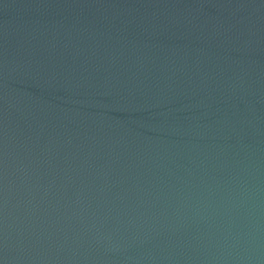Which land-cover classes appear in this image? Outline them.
<instances>
[{"label": "water", "instance_id": "water-1", "mask_svg": "<svg viewBox=\"0 0 264 264\" xmlns=\"http://www.w3.org/2000/svg\"><path fill=\"white\" fill-rule=\"evenodd\" d=\"M0 264H264V0H0Z\"/></svg>", "mask_w": 264, "mask_h": 264}]
</instances>
